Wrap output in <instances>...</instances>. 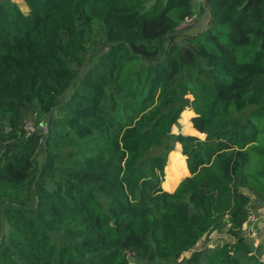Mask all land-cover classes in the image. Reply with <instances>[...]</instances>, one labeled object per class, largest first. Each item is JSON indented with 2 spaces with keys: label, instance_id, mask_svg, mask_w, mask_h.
Here are the masks:
<instances>
[{
  "label": "trees",
  "instance_id": "16d2710c",
  "mask_svg": "<svg viewBox=\"0 0 264 264\" xmlns=\"http://www.w3.org/2000/svg\"><path fill=\"white\" fill-rule=\"evenodd\" d=\"M21 1L0 0V264H264L243 234L264 202V0H199L198 33L195 0ZM165 168L167 190L189 172L172 193Z\"/></svg>",
  "mask_w": 264,
  "mask_h": 264
},
{
  "label": "rangeland",
  "instance_id": "374dc122",
  "mask_svg": "<svg viewBox=\"0 0 264 264\" xmlns=\"http://www.w3.org/2000/svg\"><path fill=\"white\" fill-rule=\"evenodd\" d=\"M11 1L17 2L24 12L27 11L25 4L21 0H11ZM195 4H196V8H195L196 14L190 21H188L189 24H192V23L194 24L193 25L194 27L191 29L192 33L196 32V31L198 33V31H200L205 26L206 21H207V16L200 9L201 5L199 3V0H195ZM28 116H26V119ZM193 116H194V112L192 111V109H186L182 113L180 120L178 122V125H176L173 128L172 134L177 135L179 133H186L185 127L187 125L193 126L192 122H191ZM43 119L44 120H41L38 123L39 118H38V116H36L34 114V117H32V118L28 117V119L26 120V122L24 124V127L30 132H32V131L36 132L37 127L40 124V125H42L40 133H44L46 130V128H45L46 124H45V118H43ZM197 137H199L201 139H205L206 133H204V136H202V137H200V136H197ZM176 149H180L179 153L183 157L185 165H186V157L183 156L181 145L176 144L174 151H176ZM174 151L170 152L168 159ZM36 159H37L38 163H42V161H43L42 150L38 153ZM186 168H187V165H186ZM167 176H168L167 169L165 168V176H164V182L162 184V188L164 191L172 193L175 191V189L177 188V186L179 185L180 182L177 184V186L173 190H167L163 186ZM188 176H189V172L187 174H185L181 179H184ZM244 192H247V191L244 190ZM249 214H250V218H249V221L244 225L243 234L245 235L247 240L254 243L255 247L260 246V245H262L264 247V202H261L260 200L253 197L251 205H250V209H249ZM7 230H8V226L6 225L5 222H3V224L0 225V235L6 234ZM232 239H233L232 236H230L228 234V228H226L222 231H215L209 235L204 236L193 249H191L188 252L183 253L181 258L179 259V261H181L183 259H189L194 253H196L198 251H203L205 249H212L214 247H218L223 242L232 241ZM263 261H264V256H263Z\"/></svg>",
  "mask_w": 264,
  "mask_h": 264
},
{
  "label": "built area",
  "instance_id": "2783aa9c",
  "mask_svg": "<svg viewBox=\"0 0 264 264\" xmlns=\"http://www.w3.org/2000/svg\"><path fill=\"white\" fill-rule=\"evenodd\" d=\"M199 3H200V1H199ZM189 21H190V20H189ZM28 117H29V118L34 117V114H30ZM28 117H27V119H28ZM45 128H46L45 132L42 133V134H44V135H46V134L48 133V128H47V127H45ZM28 132H29V133H35V131H32V132L28 131Z\"/></svg>",
  "mask_w": 264,
  "mask_h": 264
},
{
  "label": "water",
  "instance_id": "95a60500",
  "mask_svg": "<svg viewBox=\"0 0 264 264\" xmlns=\"http://www.w3.org/2000/svg\"><path fill=\"white\" fill-rule=\"evenodd\" d=\"M182 180H183V179H182ZM182 180L180 181V183L182 182ZM180 183H179V184H180ZM177 187H178V186H177Z\"/></svg>",
  "mask_w": 264,
  "mask_h": 264
}]
</instances>
